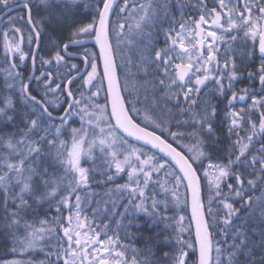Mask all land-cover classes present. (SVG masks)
Here are the masks:
<instances>
[{"label": "snow or ice", "instance_id": "snow-or-ice-1", "mask_svg": "<svg viewBox=\"0 0 264 264\" xmlns=\"http://www.w3.org/2000/svg\"><path fill=\"white\" fill-rule=\"evenodd\" d=\"M14 7L27 17L0 28V264H189V249L192 264H264V0H0ZM86 40L99 55L69 66Z\"/></svg>", "mask_w": 264, "mask_h": 264}, {"label": "trees", "instance_id": "trees-1", "mask_svg": "<svg viewBox=\"0 0 264 264\" xmlns=\"http://www.w3.org/2000/svg\"><path fill=\"white\" fill-rule=\"evenodd\" d=\"M23 2V0H21V3ZM129 2L131 3L132 0H129ZM212 0H209V3H211ZM121 4L123 3V0L120 2ZM175 10V9H174ZM118 11V9H117ZM24 15L25 16V19H26V11L25 12H21V10H16L15 12L13 13H10L9 15L13 16V17H19L20 15ZM1 15V14H0ZM8 16H6L1 22H0V28H3L4 27V24L8 21ZM188 15H198V12L195 10V9H192L191 7H188L186 10H185V16H188ZM115 18V17H114ZM17 26H23V22L21 21H17ZM163 41V37L160 38V42L162 43ZM113 43H115V41L113 40ZM23 47L25 48V50L28 49V44L27 42L25 41ZM88 48L90 51H94L96 52V54L98 55V52L96 50V48L93 46V45H86L84 47H81V48H74L72 49L73 51L77 52L78 54H81L83 53L84 51V48ZM46 53L44 52L43 48L41 50V55H45ZM17 62H18V58H17ZM72 63H75L77 64L79 67L82 68L83 66V63L81 60H73V59H70L69 60V66L72 64ZM117 63L119 64L120 63V57H119V54H117ZM259 61H255L254 65L252 67L249 68V71H253L255 70V64H258ZM8 67V64L5 62V53H4V47H3V37H2V34H0V87H2L3 85V82H4V69H6ZM22 70L24 72V75H25V78H27V75L29 72L32 71V63H31V58L29 57V59L26 61V66H22ZM41 70V66L39 64V58H37V64H36V75H39V72ZM89 70H91L89 68ZM61 71H66V69H61ZM98 71L101 73V69L99 67ZM247 76V73H245V77ZM248 84V81L247 79H243L241 80L239 83L236 84V88L239 89V88H243L245 86H247ZM35 85H36V81H32V86L33 88H35ZM254 88H258L259 85H258V82L255 83L253 85ZM49 98L51 99V94L49 96ZM100 100L101 102H103V96L100 97ZM226 103V102H225ZM225 103H221L220 104V108L223 109L225 107ZM248 103H251V100L249 99ZM62 107H66V105H62ZM245 107H247V105H245ZM237 108H239V105H237ZM59 111V110H58ZM73 126H79V121H78V118H77V122L75 125ZM87 166V165H85ZM117 183H124V180H118ZM204 185H205V188H206V181L204 182ZM93 189L95 191H98V192H103V191H106L107 190V187H112L113 190H114V185H109V186H100V187H97L96 185H92ZM183 191V190H182ZM121 193H118V192H115L113 191V198L115 197H118L120 196ZM204 199L206 200L207 199V194L205 192V195H204ZM119 203L122 205L123 203H126V200H120ZM239 206V205H237ZM96 207L95 203H93L90 207H88L86 210H85V213L83 215H86L88 217V220L91 222L92 219H93V213L91 211L92 208ZM109 207H111V205H109ZM121 211L123 210L122 208L120 209ZM101 211H103V205L101 206ZM182 214H185L187 215V217L189 218L188 220L185 221V225L187 226L189 224V220H190V214H189V210L186 211L185 213H182ZM64 216H67L68 215V212L67 210L64 211L63 213ZM82 219H83V216H82ZM104 216L102 215H98L96 217V224H99L102 220H104ZM107 222V221H105ZM138 223L141 224V228L140 229H137L136 225L133 224L130 228L131 232L135 233L137 231H145L146 228H147V224L144 222L143 218L140 217L138 218ZM126 223V222H125ZM93 227H95V224H93ZM113 227H115V225L113 224ZM214 232H218V229H214L213 230ZM111 234V233H110ZM125 235V233L123 231H121L120 233V236L121 238H123ZM184 237L186 239H190L192 241H194V237H193V227L189 228L188 231H186L184 233ZM129 243H131V241H129ZM136 246L137 247H142V244L140 242H136ZM189 252V256L187 257L188 261H189V264H192V262L194 260L197 259V254H193L192 253V250L189 249L188 250ZM3 253L0 252V256H2ZM160 253H157V256H159ZM212 257H213V264H215V252L213 251L212 253ZM9 259H18V260H22L24 262V264H29V262H32V264H35V262L37 261H40V260H43L44 259V253L43 252H39L37 251L36 253H33V254H28V253H25L23 255L21 254H16L15 256L9 254V256L7 257ZM129 259H131V254H129Z\"/></svg>", "mask_w": 264, "mask_h": 264}, {"label": "water", "instance_id": "water-1", "mask_svg": "<svg viewBox=\"0 0 264 264\" xmlns=\"http://www.w3.org/2000/svg\"><path fill=\"white\" fill-rule=\"evenodd\" d=\"M120 1H122V0H120ZM18 9H19V8H15V7H14V10H13L12 12H14V11H16V10H18ZM12 12H11V13H12ZM8 14H10V13H8L7 11H5L3 14H1V15H0V21H1L3 18H5ZM26 17H27V13H26ZM86 45H93V46H95L96 49H97V51H98V53H99V48H98V46L95 45L94 40H86V41L84 42V45H83V46H86ZM83 46H79V47H83ZM70 59H79V60H82V61H83V68L85 67L84 60H83V58H82V55L77 54V55L73 56V57L70 58ZM100 67H101V72L103 73V66H102V64L100 65ZM88 69H89V68H88ZM105 88H106V83H105ZM189 214H190V217H191L190 210H189ZM192 227H193V237H194V240H195V229H194V226H192ZM197 255H198V254H197Z\"/></svg>", "mask_w": 264, "mask_h": 264}, {"label": "flooded vegetation", "instance_id": "flooded-vegetation-1", "mask_svg": "<svg viewBox=\"0 0 264 264\" xmlns=\"http://www.w3.org/2000/svg\"><path fill=\"white\" fill-rule=\"evenodd\" d=\"M249 43H251V41Z\"/></svg>", "mask_w": 264, "mask_h": 264}]
</instances>
